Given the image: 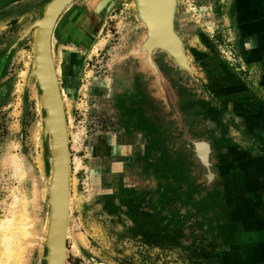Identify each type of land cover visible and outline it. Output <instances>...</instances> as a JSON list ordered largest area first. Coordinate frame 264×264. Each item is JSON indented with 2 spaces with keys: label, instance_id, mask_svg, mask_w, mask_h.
Wrapping results in <instances>:
<instances>
[{
  "label": "rangeland",
  "instance_id": "1",
  "mask_svg": "<svg viewBox=\"0 0 264 264\" xmlns=\"http://www.w3.org/2000/svg\"><path fill=\"white\" fill-rule=\"evenodd\" d=\"M7 1L15 2L0 5V216L23 191L32 225L23 264H49L50 136L41 89L21 72L33 66L35 33L52 0L0 3ZM134 1L103 0L92 14L111 7L86 47L77 24L66 23L87 0H71L51 32L59 91L61 71L75 79L66 87L70 104L63 101L69 206L62 264H264V0H172L170 32L182 63L164 46L134 48L145 31ZM250 6L260 8L256 22ZM186 66L198 73L195 104L211 116L218 104L203 89L216 81L226 89L220 129L206 133L200 119L192 125L196 137L223 136L216 147L226 154V178L222 184L214 167L209 189L190 137L176 139L188 130L178 99L191 82ZM234 93L241 118L230 109ZM243 102L251 114H241ZM11 155L24 179L13 175Z\"/></svg>",
  "mask_w": 264,
  "mask_h": 264
},
{
  "label": "water",
  "instance_id": "2",
  "mask_svg": "<svg viewBox=\"0 0 264 264\" xmlns=\"http://www.w3.org/2000/svg\"><path fill=\"white\" fill-rule=\"evenodd\" d=\"M71 0H52L45 10L44 24H40L36 37V58L41 69L37 83L41 89L39 95L40 106L45 110L42 119H48L49 131L44 134L50 136L51 173L49 189L50 215L48 221L47 242L50 251L49 264H62L65 246V234L68 221V172L69 152L67 125L61 100L57 78L50 51V37L54 23ZM170 9L172 0H166ZM138 19L141 20L142 8L135 1ZM171 10V9H170ZM172 11V10H171ZM172 14V13H171ZM43 22V20H42ZM176 44V43H175ZM165 48V44L161 45ZM176 47V46H175ZM169 50V49H168ZM179 52V50L177 49ZM179 58L183 56L179 53Z\"/></svg>",
  "mask_w": 264,
  "mask_h": 264
},
{
  "label": "bare ground",
  "instance_id": "3",
  "mask_svg": "<svg viewBox=\"0 0 264 264\" xmlns=\"http://www.w3.org/2000/svg\"><path fill=\"white\" fill-rule=\"evenodd\" d=\"M135 1L142 8L143 13H142L140 24L142 28L141 30L144 31L145 29V35L142 38H144L146 41L144 43L137 44L136 47L134 48L136 50H140L143 52L144 50H147L148 44H149L148 42H151L154 47L156 46L160 47L161 45L165 44L167 46L165 49H169L172 52V54H175L178 56L179 52L177 51V48L175 47L176 46L175 39H174L173 34H171L170 32L173 26V18H172L173 16L171 14V10L167 8L168 7L167 1L166 0H135ZM87 2H88L87 7L89 8V12L91 14L92 12L95 11L97 6L103 2V0H87ZM37 34L38 32L35 33L36 37H37ZM33 44H35L34 47H35V55H36V39H35V43ZM94 48L95 47L93 46L92 51L95 52ZM33 62L34 63L31 69L29 71H26V70L22 71L21 74L23 76V79L26 80V78H28L31 81L36 80L37 82V80H39L41 69L39 67V63H37L38 61L35 62L34 60ZM56 70L57 72H60L59 69H56ZM62 72L63 71H61V75L64 78L63 80L65 83V86L61 87V91L59 92H60L61 100L64 101L65 104L68 103L69 105L70 104L68 101L69 98L67 99L66 97L68 96V94L66 95V89L69 87L68 83L71 81L74 82L75 79L72 76L63 74ZM37 97H38L37 98L38 103L40 104L39 102L40 98L39 96ZM68 124L69 126L71 125V116L69 114V110H68ZM43 129L45 132L49 131V122H48V119L46 118L44 119ZM19 159L17 156L11 155L8 161L10 163L13 175L17 179L21 180V179H24L26 170L25 171L23 170ZM27 206H28L27 195L23 191H21L19 195L17 194L13 195L12 201L7 204V207L5 209V214L0 216V264H23L24 263L23 260L25 257L26 250L29 246L28 244H30L29 242L32 241L31 240L32 238L29 237V235L31 234L32 225H31L30 215L27 210Z\"/></svg>",
  "mask_w": 264,
  "mask_h": 264
},
{
  "label": "flooded vegetation",
  "instance_id": "4",
  "mask_svg": "<svg viewBox=\"0 0 264 264\" xmlns=\"http://www.w3.org/2000/svg\"><path fill=\"white\" fill-rule=\"evenodd\" d=\"M8 2H10V1L0 3V5L8 3ZM13 2H15V1H11L10 3H13ZM115 3H116V0H115ZM70 4H71V2H69L63 8V10ZM87 6H88L87 4H84L80 8H78L79 9L78 13L71 16L72 22L68 21V23H66V24H77V26H78L77 27V34L80 35V40H82V46H85V47L88 46L93 41L94 37L96 36L97 32L100 30V28L102 26V22H103V19L105 17L107 9L111 7V6L107 7L100 14H98V13H93V14L91 13L90 14L89 8ZM61 12H60V14H61ZM59 15H58V17H59ZM35 22H33L32 24H35ZM56 22L57 21H55L54 24H56ZM172 27H174V26H172ZM144 35H145V31H144ZM145 41L146 40L144 39V42ZM173 57L178 62L182 63L181 58H179V56L173 54ZM185 74L187 77H189L191 82H190L189 87L188 86L180 87L179 92H178V94H179L178 99H179V109L181 110L180 112L182 113L181 118H180V123L185 124L186 127L188 128V130L186 133H184V134L181 133L180 135H178V137L176 139H178V141H181L182 139L185 138V137H183V135H186L187 138H188V136L191 138V139L188 138L189 140L187 139L189 141V143H187V144L190 145L191 157H193L195 159V161H194V159H193V161L196 162L195 163L196 168H199L198 173L200 174L199 175L200 180L202 179V177H204L205 180H204L203 184H205L206 188L209 189L211 187L209 184L213 181V179L215 177L213 175V171H212L214 169V167L218 171V174H219L218 179L222 178V181H221L222 184H223V180H225V178H226L225 170L222 169V166H224V164L221 163L223 161V158L226 157V154H225V152L221 151L222 150L221 148L217 149V147H216V145H217L216 140L218 138L222 139L223 136H222V133L220 132L211 140H209L208 138L202 137V136L196 137V135L193 133L192 125H194L193 123L197 122L200 119V121L203 122L201 125L205 124V125H208L210 127L208 130H205L204 132L208 133V132H213L214 130L220 129L218 127V125L220 123H222V117L218 116L217 112L219 110H221V112H222V103H224L223 100L225 99L223 94L226 91V89L224 87L220 86V83H218V81H216L214 83L215 85L213 84L214 86L213 85L210 86V84H208L206 86V89L205 88L203 89L204 93L208 92L212 96L215 95V99L217 101L216 103L218 104L217 110L216 111L214 110L213 116H211L210 115L211 110L209 109V107H201L200 104H195L196 101L194 99L193 93L198 92V91H196V89H194L192 84L195 85L194 81L197 80V78H198L197 74L198 73L195 72L189 66H186ZM212 75H214V74H212ZM231 93H233V92H231ZM235 94H237V93L231 94V96L234 97ZM240 100H241L240 96L237 95V97H234L232 99V101H230V104H229V105H231L230 109H231L233 116L238 117V118H241L239 116H236L237 114H240V112H239L240 106L239 105L242 104V102H240ZM247 103L248 102H243V106H245L244 111H243V109H241V111H243V113H241V114H243V115H246L247 112H248V114H251V112H252L251 107H250V103H249L248 107L246 106ZM201 105L205 106V104H203L202 102H201ZM257 112L258 111L256 108L255 114ZM202 114L204 115V118L202 117ZM210 116H211V118H210ZM218 118H219V121L216 120ZM254 121H255V119H250V118L248 119V123H250L252 125H255ZM215 123H216V127H213V124H215ZM244 123H246V120ZM198 129L202 130L203 128L198 127ZM257 130H259V128H257ZM218 154H219V156H218ZM215 155L222 159L219 161V163H217ZM214 183H213V185H214Z\"/></svg>",
  "mask_w": 264,
  "mask_h": 264
},
{
  "label": "crops",
  "instance_id": "5",
  "mask_svg": "<svg viewBox=\"0 0 264 264\" xmlns=\"http://www.w3.org/2000/svg\"><path fill=\"white\" fill-rule=\"evenodd\" d=\"M256 1V0H255ZM258 1H260V0H258ZM249 12L248 13H250L251 14V16H253V20H254V22H256L257 21V18H260V8H259V6L256 8V6H250L249 7Z\"/></svg>",
  "mask_w": 264,
  "mask_h": 264
}]
</instances>
